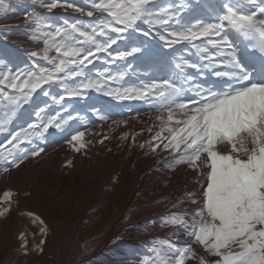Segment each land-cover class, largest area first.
<instances>
[{
	"label": "snow or ice",
	"instance_id": "1",
	"mask_svg": "<svg viewBox=\"0 0 264 264\" xmlns=\"http://www.w3.org/2000/svg\"><path fill=\"white\" fill-rule=\"evenodd\" d=\"M3 5L4 0H0V7ZM154 5L155 0H92L91 7L86 8L72 0H39L36 7L49 13L60 8L88 18L100 15L89 23L64 19L54 26L35 10L28 13L26 20L35 25L30 39L43 45L30 55L42 58L51 67L13 71L0 66V132L9 131L24 105L36 103L33 94L37 90L46 97L50 95L44 85L59 84L63 88V95L51 97L62 107L66 97L84 98L89 90L102 91L117 100H144L157 113L154 119L159 125L155 131L149 127L148 131L154 133L151 139L137 146L143 149L147 145L152 153L162 146L168 156L158 163L172 171L177 166H186L193 171L199 190L185 192L172 205L175 208L187 202L196 205L195 209L169 213L162 224V227H177L173 233L176 241L182 235L190 238L189 241L180 245L170 239L160 240L154 244V256L144 257L139 264H188L189 261L264 264V55L259 60L254 56H238L233 39L243 37L254 50L264 54V0H220L213 9L212 20L197 19L193 24H181L170 4L155 9ZM174 19L177 27L159 39L168 46L187 42L198 54L196 60L179 58L175 67L180 73L176 79L113 89L109 82L123 79L124 72L105 69L92 78L85 71L100 58L98 53L124 60L140 52L137 47L131 51L117 49L114 56L109 52L113 45L125 39L129 29L149 36L138 22L149 29L170 28ZM202 37L207 38L215 51H209L203 43H195ZM53 52L55 55H50ZM221 65L225 70H218ZM185 68L194 69L198 75L211 70L218 82L197 83L194 76L184 72ZM69 78L79 79V83L70 86L66 82ZM180 78L184 84L191 85L194 96H184ZM93 111L100 121L110 119L98 109ZM44 113V108H38L35 115L39 123L11 132L10 138L0 143V162L6 165L4 172L10 171L9 164L11 168H19L30 158L40 156L45 149L35 141L44 139L49 128L61 129L75 119L66 107L67 115L57 112L46 117ZM112 124L126 125L127 120H112ZM85 135V131H76L66 142L80 152L86 147ZM128 135L125 133L120 138L127 139ZM132 140L135 143L134 136ZM22 144L32 147H21ZM13 196L14 193L6 191L0 198L3 205L0 217L10 212ZM29 215L33 223L43 224L39 217ZM40 232L46 236L47 227H41ZM19 239L27 255L26 234L20 233ZM44 243L40 240L35 250L43 251ZM198 248L206 255L200 254Z\"/></svg>",
	"mask_w": 264,
	"mask_h": 264
},
{
	"label": "rangeland",
	"instance_id": "2",
	"mask_svg": "<svg viewBox=\"0 0 264 264\" xmlns=\"http://www.w3.org/2000/svg\"><path fill=\"white\" fill-rule=\"evenodd\" d=\"M72 2L90 8L92 0H72ZM38 3L39 0H4L3 7H0V66H7L13 71L51 67L42 58L30 55L32 51L43 46L42 43L30 39L35 25L26 20V16L33 10L40 13L42 18L46 17L47 22L54 26L62 23L64 19L69 21L78 19L89 23L95 21L96 16L100 15L97 13L96 16L88 18L81 16L80 13L72 12L70 9L65 12L60 8L49 13L46 9L36 7ZM219 3L220 0H155L153 7L155 9L156 6L170 4L181 24H193L197 19L212 20L214 18L213 9ZM182 4H187L189 7L182 8ZM176 7L184 9L183 12L177 15ZM187 11L191 12L190 21L185 17ZM138 23L142 30L149 32V36L144 37L140 32L129 29L125 33V39L113 45L109 52L114 56L117 49L126 51L123 47L126 41H132L131 48H140V52L128 56L124 60H114L108 53H98L100 58L94 60L93 65H88L85 70L90 77L97 78L99 73L105 69L113 73L124 72L123 79L110 81L109 87L113 89L135 87L153 81L159 83L165 79H176V74L180 73V70L175 65L179 62L180 57L189 60L198 59L196 49L187 42L168 46L164 41H158L160 35H165L177 27L175 19L171 22L170 28L157 26L149 29V26L143 22ZM137 37L145 38L149 45L140 47L135 41ZM195 43H203L209 48V51H212V46L207 43V38L202 37ZM50 55H55V53H50ZM152 57L158 60L157 64L150 69L153 64L150 62ZM144 59H148L149 63L142 66L141 61ZM184 72L194 76L197 83L200 77L204 76V73L199 76L194 69L190 68H185ZM209 73L212 74V71ZM66 82L72 86L79 83V79L69 78ZM179 83L184 86L188 97L194 96L190 90L191 85L184 84L182 78ZM44 89L50 95L46 97L40 90H37L33 94L36 103L24 105L17 113V118L9 126V131L0 132V143H4L10 138L11 132L18 131L21 127L27 128L30 123H39L35 112L41 107L45 109L46 117L55 115L57 112L67 115L64 113V107H66L68 113H71L75 119L68 121L61 129L49 128L44 133V139L35 141L45 149L40 156L30 158L19 168H11L10 164L7 165L10 168L9 172L3 171L6 165L0 162V198L6 191L14 193V202L10 212L0 217V264H139V261L144 257L154 256V244L160 240L170 239L180 245L187 243L190 238L183 235L179 241H176L173 233L177 231V227H162V224L169 213L182 210L191 211L196 208V205L185 202L175 207V210H173L174 207H170L167 213L155 219L136 222L140 210L154 199L161 197V189L149 192L148 185L145 182H139L136 196L138 197V194L144 190L149 194L138 201L136 200L133 205L128 204L126 211L119 216V200L124 192V185H127L128 189L134 185L129 181L132 177L127 172L122 177L118 175L120 180H126L125 184L118 183L117 176H114L110 183L107 182V177H109L107 174L113 166H116L114 163L124 160V157H119L113 152L116 151V154H119L126 151L127 153V150L134 145L131 143L127 148L133 132L131 126L133 122L141 123L156 113L150 103L144 100H117L113 96L105 95L102 91L89 90L84 98L66 97L62 102V107L54 103L51 97L63 95V88L59 84H50L44 85ZM88 101L93 104H86ZM93 109H98L108 115L110 119L106 122L100 121ZM112 120H127V124L116 126L112 124ZM156 124L153 127L154 131L158 130L159 121ZM76 131L86 132L83 138L86 147L80 152L74 151L66 142ZM89 131L96 134L89 135ZM125 133L129 134L128 138L121 139L120 137ZM105 136L108 138L105 139ZM101 140L103 143L99 142ZM21 147L30 149L32 145L22 144ZM145 148V154L155 158L151 165L163 169L164 167L158 161L166 158L168 153L162 151V146L157 149L156 153H152L147 145ZM107 153L111 154L107 156ZM68 161H71V166H68ZM175 170L168 172L170 174ZM83 172L81 180L80 175ZM89 172L96 173L97 179H99L90 202L86 196L87 189L84 187L86 180L90 177ZM54 173L61 177L57 178V188L54 190L49 188L52 204L56 208L53 218H50L46 195L42 194L41 183L39 185L38 182L42 179L41 175L48 177ZM72 175L77 177L69 185L67 180ZM149 182L147 183L149 184ZM117 183L118 187L115 188L114 185ZM198 190L199 186L197 188L189 187L184 191L178 190L173 194L170 193L171 191L165 193L176 197L175 204L178 199L184 197L185 192ZM150 194L154 196L152 197ZM69 204L71 205L70 211L68 210ZM107 207H110L109 210ZM29 213L39 217L43 224L33 223V218ZM41 227H47L46 236L41 234ZM22 232L26 234L28 240L29 252L27 255L20 246L19 235ZM40 240L45 241L42 245L43 251H36ZM120 248L124 249V254L115 257L113 254ZM197 250L200 254L206 255L202 248ZM188 264H194V262L189 261Z\"/></svg>",
	"mask_w": 264,
	"mask_h": 264
},
{
	"label": "bare ground",
	"instance_id": "3",
	"mask_svg": "<svg viewBox=\"0 0 264 264\" xmlns=\"http://www.w3.org/2000/svg\"><path fill=\"white\" fill-rule=\"evenodd\" d=\"M237 55L239 56L238 52H237ZM222 68L224 69L223 66ZM212 78L214 80H217V78L211 73L204 72V76H201L199 81L200 83H212L213 82ZM184 96L188 97L186 91L184 92ZM156 115L157 113L150 115L145 121H142L141 123H137L136 121L135 123L133 122V124L131 125L133 128V132L128 142L127 148H129L130 144L133 143V140H132L133 136L135 137V143H133L134 145L132 148L130 147L128 150L126 149L127 153L126 151L125 152L120 151L121 153L119 154H116V151L113 152V154L119 157H124V160H123L124 162L123 161L121 162L120 160L119 161L116 160L117 161L116 164L114 163V165L116 166H113V168L107 174L109 176L107 177V182L109 183L112 181L114 176H117V178L119 179L118 175L122 177L127 172H129V176L132 177L129 179V181H131L130 183H133L134 185H131L129 189L127 185H124V192L119 200V208H120L119 216H121L126 211V209L128 208V204L133 205L134 203H136V200L138 201L142 199V197L149 194V192H153L159 188L161 189V192H162L161 197L154 199L150 204H148L142 210H140L139 217L137 220H135L136 222H141V221L145 222L146 220H149V219L152 220V219H155L156 217L164 215L165 213H167V211H169L168 209L172 207L176 197L170 195L169 193H165L166 191H171L170 193L173 194V192L178 191V190L184 191L186 190V188H189V187L197 188L199 186L197 183L194 182L193 171L190 169H187L186 166L180 165L175 170V172H170L169 174L168 172L169 170L164 169V168L161 169V168L151 165L153 159L155 158H153L152 155L145 154L146 148L142 149L137 146L141 143H144L145 141H148V138L152 135V133L148 131V128L154 127V124L158 123V121L154 119ZM102 151L103 150H101V152ZM110 154L111 153H107V156ZM154 163L156 164L157 162L155 161ZM88 174L90 177L89 179L86 180V184L84 185V187L87 189L86 196L88 198V202H90L93 198L95 187L97 186L99 179H97L98 175L94 172L93 173L89 172ZM83 175H84V172L82 175H80L81 180L83 179ZM41 177L42 179L38 183L39 185L41 183L40 186L42 189V194L46 195L48 215L50 216V218H53L56 208L52 204V201H51L52 195H50L51 192L49 191V188L51 190H54L55 188H57L58 185H56V181H57V178L61 176L59 175L57 176L54 173L48 177L45 175H41ZM76 177H77L76 175H72L71 177L68 178L67 183L70 185L72 181L75 180ZM125 181L126 180L119 179L118 183L125 184L126 183ZM148 181H150L149 184L147 183ZM139 182H145L148 185L150 191L149 192L146 190L141 191L137 197L136 191L139 188L138 187ZM118 183L114 185L115 188L118 187ZM35 193H36V190H35ZM153 194L155 195V193ZM154 195L150 194V196L152 197ZM70 207L71 205L69 204L68 205L69 211L71 209ZM109 208L110 207H107L108 210ZM175 209L176 208H173V210ZM121 254H124V249L122 248L118 249L113 255L117 257L118 255H121Z\"/></svg>",
	"mask_w": 264,
	"mask_h": 264
},
{
	"label": "trees",
	"instance_id": "4",
	"mask_svg": "<svg viewBox=\"0 0 264 264\" xmlns=\"http://www.w3.org/2000/svg\"><path fill=\"white\" fill-rule=\"evenodd\" d=\"M176 9L178 10L177 15H179V10H180L179 7H176ZM189 16H190V13H189V11H187L185 17L188 18ZM135 41H136V43H138V45L140 47H143L145 45H149V44H147L146 39L143 38V37H137L135 39ZM158 41L161 42L160 39H158ZM131 46H132V41L131 42L130 41H126L124 43V45H123V47H124V49H126V51H129V48H131ZM150 62H153V59H151ZM141 63H142V66H144L146 63H149V60L148 59H144V60L141 61ZM86 104H93V103L91 101H88Z\"/></svg>",
	"mask_w": 264,
	"mask_h": 264
}]
</instances>
